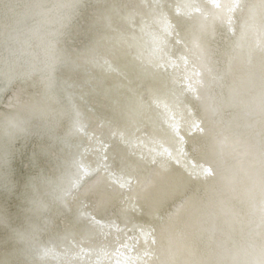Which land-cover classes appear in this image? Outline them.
Instances as JSON below:
<instances>
[{
	"label": "water",
	"instance_id": "water-1",
	"mask_svg": "<svg viewBox=\"0 0 264 264\" xmlns=\"http://www.w3.org/2000/svg\"><path fill=\"white\" fill-rule=\"evenodd\" d=\"M203 264H264V94Z\"/></svg>",
	"mask_w": 264,
	"mask_h": 264
}]
</instances>
